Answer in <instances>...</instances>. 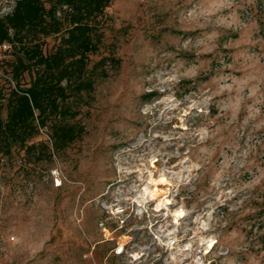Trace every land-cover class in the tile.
I'll list each match as a JSON object with an SVG mask.
<instances>
[{
    "label": "rangeland",
    "instance_id": "374dc122",
    "mask_svg": "<svg viewBox=\"0 0 264 264\" xmlns=\"http://www.w3.org/2000/svg\"><path fill=\"white\" fill-rule=\"evenodd\" d=\"M102 32L82 138L0 156V264H264V0H112Z\"/></svg>",
    "mask_w": 264,
    "mask_h": 264
},
{
    "label": "trees",
    "instance_id": "16d2710c",
    "mask_svg": "<svg viewBox=\"0 0 264 264\" xmlns=\"http://www.w3.org/2000/svg\"><path fill=\"white\" fill-rule=\"evenodd\" d=\"M111 3L15 0L12 13L0 17V44L12 46L4 69L16 84L14 89L0 78V156L17 148L40 160L43 152L30 141L41 129L51 131L57 152L82 138L84 128L75 123L80 107L97 81L109 76L108 66L118 63L113 57L93 64L90 59L102 44V22ZM49 38L56 42L46 50Z\"/></svg>",
    "mask_w": 264,
    "mask_h": 264
},
{
    "label": "built area",
    "instance_id": "2783aa9c",
    "mask_svg": "<svg viewBox=\"0 0 264 264\" xmlns=\"http://www.w3.org/2000/svg\"><path fill=\"white\" fill-rule=\"evenodd\" d=\"M1 1L2 0H0V10H1V7L3 6V3ZM14 5H15V0L12 2V5L9 7H8V4L4 5L2 9L3 12H0V17L3 18L11 14L14 8ZM7 7H8V10H7ZM11 50H12V46L9 43L4 42L0 44V78L8 80L11 86L14 89H16L15 81L12 79V77L9 74L5 72V69H4L5 60L8 58ZM120 252H122V250Z\"/></svg>",
    "mask_w": 264,
    "mask_h": 264
},
{
    "label": "bare ground",
    "instance_id": "6f19581e",
    "mask_svg": "<svg viewBox=\"0 0 264 264\" xmlns=\"http://www.w3.org/2000/svg\"><path fill=\"white\" fill-rule=\"evenodd\" d=\"M162 205H163V204H162ZM160 206H161V205L159 204V206H158V211H161V210H162Z\"/></svg>",
    "mask_w": 264,
    "mask_h": 264
}]
</instances>
